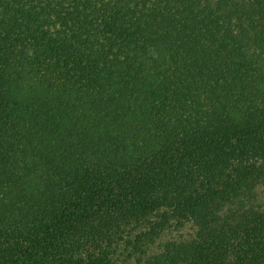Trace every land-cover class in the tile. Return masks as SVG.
<instances>
[{"label":"trees","instance_id":"1","mask_svg":"<svg viewBox=\"0 0 264 264\" xmlns=\"http://www.w3.org/2000/svg\"><path fill=\"white\" fill-rule=\"evenodd\" d=\"M0 264H264V0H0Z\"/></svg>","mask_w":264,"mask_h":264}]
</instances>
